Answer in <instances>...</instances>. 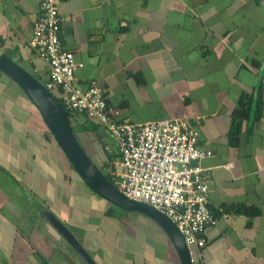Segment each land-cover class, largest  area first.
Segmentation results:
<instances>
[{
    "label": "crops",
    "instance_id": "crops-1",
    "mask_svg": "<svg viewBox=\"0 0 264 264\" xmlns=\"http://www.w3.org/2000/svg\"><path fill=\"white\" fill-rule=\"evenodd\" d=\"M59 9L63 47L83 63L75 82H97L118 121L200 119L216 223L204 247L190 248L193 263L264 264V0H61ZM39 12L40 0H0V53L46 84L48 64L29 44ZM84 119L75 113V135L112 179L120 150ZM50 214L96 264H181L154 218L89 187L0 71V264H89Z\"/></svg>",
    "mask_w": 264,
    "mask_h": 264
},
{
    "label": "built area",
    "instance_id": "built-area-1",
    "mask_svg": "<svg viewBox=\"0 0 264 264\" xmlns=\"http://www.w3.org/2000/svg\"><path fill=\"white\" fill-rule=\"evenodd\" d=\"M61 0H40L30 46L48 64L46 87L59 89L66 108L85 112L107 128L121 159L122 171L111 180L128 198L146 202L165 213L191 248L206 244L203 232L216 218L209 207L210 184L201 160L212 154L200 145V119L170 118L120 122L119 109L108 104L103 88L92 81L87 88L75 82L83 66L63 47ZM194 262V261H193Z\"/></svg>",
    "mask_w": 264,
    "mask_h": 264
},
{
    "label": "water",
    "instance_id": "water-1",
    "mask_svg": "<svg viewBox=\"0 0 264 264\" xmlns=\"http://www.w3.org/2000/svg\"><path fill=\"white\" fill-rule=\"evenodd\" d=\"M0 70L11 77L36 105L66 156L93 191L123 209L138 210L154 218L172 239L181 264H194L191 249L176 224L152 205L125 196L92 160L74 133L70 111L58 101L52 91L7 53H0ZM50 218L86 261L89 264H96L74 235L53 214H50Z\"/></svg>",
    "mask_w": 264,
    "mask_h": 264
},
{
    "label": "trees",
    "instance_id": "trees-1",
    "mask_svg": "<svg viewBox=\"0 0 264 264\" xmlns=\"http://www.w3.org/2000/svg\"><path fill=\"white\" fill-rule=\"evenodd\" d=\"M0 71H2V70H0ZM53 92V94L55 95V97L58 99V101L60 102V103H62L63 104V106L64 107H66L65 105H64V102L62 101V99H61V97H60V95H57L56 93H54V91H52ZM107 100H108V98H107ZM109 104V103H108ZM110 105V104H109ZM68 109V108H67ZM69 111H70V117H71V122H72V125H73V130H74V133L76 134V125L74 124V122H73V119H74V116H75V113H78V114H81V115H83L84 116V120H86V121H84V127L83 128H87V129H92V131L93 132H95L96 134H97V136L98 137H101V132H100V129H101V127H103L104 128V130H106L107 131V128H105V126L103 125V124H101L100 122H97V121H94L93 119H91L85 112H78V111H73V110H70V109H68ZM248 112H249V100L246 102H243L242 104H241V107L239 108V109H237L236 111H235V114L238 116V117H244V116H247L248 115ZM238 117H236V119H235V121L236 120H238L239 118ZM238 118V119H237ZM234 126L237 128H239V125H238V123H237V121L235 122V124H234ZM108 132V131H107ZM109 133V132H108ZM233 134H236V133H234L233 132ZM107 175V174H106ZM109 179H111V177L109 178ZM112 180V179H111Z\"/></svg>",
    "mask_w": 264,
    "mask_h": 264
},
{
    "label": "rangeland",
    "instance_id": "rangeland-1",
    "mask_svg": "<svg viewBox=\"0 0 264 264\" xmlns=\"http://www.w3.org/2000/svg\"><path fill=\"white\" fill-rule=\"evenodd\" d=\"M107 139H108V141L109 142H112L111 141V139H110V137H107ZM84 149H85V151L89 154V156H90V153H89V149L87 148V146H85V147H83ZM91 157V156H90ZM92 158V160L96 163V161L93 159V157H91ZM97 164V163H96Z\"/></svg>",
    "mask_w": 264,
    "mask_h": 264
}]
</instances>
